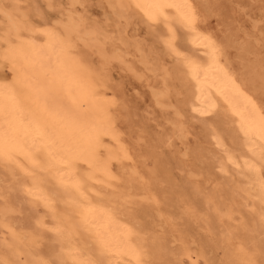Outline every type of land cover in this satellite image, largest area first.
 Instances as JSON below:
<instances>
[{"label": "rangeland", "instance_id": "rangeland-1", "mask_svg": "<svg viewBox=\"0 0 264 264\" xmlns=\"http://www.w3.org/2000/svg\"><path fill=\"white\" fill-rule=\"evenodd\" d=\"M191 1L195 30H177L176 55L162 22L152 25L133 6L123 17L116 0H0V81L15 79L3 59L9 47L44 44L45 33L80 22L72 55L96 74L92 99L118 135L105 150L119 153L115 180L83 191L58 181V167L0 158V264H74L78 253L112 264L83 215L102 203L144 247L140 262L122 264H264V142L249 148L226 105L202 113L185 81L188 60L212 56L187 41L203 34L264 113V0ZM12 21L21 40L9 34ZM68 100L65 107L76 106Z\"/></svg>", "mask_w": 264, "mask_h": 264}, {"label": "bare ground", "instance_id": "bare-ground-1", "mask_svg": "<svg viewBox=\"0 0 264 264\" xmlns=\"http://www.w3.org/2000/svg\"><path fill=\"white\" fill-rule=\"evenodd\" d=\"M116 3L123 17L125 8L133 6L152 25L162 22L169 35L164 41L165 46L176 55L181 54L174 44L177 30L186 27L195 30V9L191 0H116ZM17 22L12 21L9 34L21 40L22 26ZM63 32V35L51 33V30L45 33L44 44L27 39L28 42H19L8 51L3 49L7 52L3 59L12 65L15 79L10 83L0 81V158L2 162H18L20 165H23L22 160L32 167H58V181L70 182L76 190L83 191L90 188V183L109 182L115 178L111 161H117L119 153L105 150V139L118 141V135L110 112L92 99L96 74L72 55V39L81 32L80 22L71 20ZM89 35L93 34L90 32ZM194 35L192 39L187 38L191 47H205L212 55L208 61L202 62L194 57L186 64L190 72L185 81L193 86L195 107L205 113L226 105L227 112L239 118L241 132L250 143L248 147L254 148L257 139L264 142L262 109L219 62L216 47L210 40L203 34ZM65 99L76 101V106L72 109L65 107ZM103 150L106 158L102 157ZM81 165L89 171L81 173ZM105 204L85 207L86 225L96 233L112 264L127 263L128 259L140 262L144 257L143 245ZM71 251L69 253L78 250ZM80 255L71 257L74 264L93 263L84 254L83 259Z\"/></svg>", "mask_w": 264, "mask_h": 264}]
</instances>
